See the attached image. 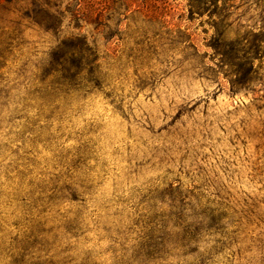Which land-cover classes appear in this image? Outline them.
<instances>
[{
	"label": "rangeland",
	"instance_id": "obj_1",
	"mask_svg": "<svg viewBox=\"0 0 264 264\" xmlns=\"http://www.w3.org/2000/svg\"><path fill=\"white\" fill-rule=\"evenodd\" d=\"M170 2L169 18L188 26L201 51L210 53L205 41L213 29L205 19H185V0ZM25 5L0 0V90L12 91L8 104L0 102V224L7 239L21 235L15 223L25 217L29 182L46 185L76 160L83 201L67 208L81 231L63 239V248L34 249L56 255L55 264H264V109L254 94H233L209 58L197 66L166 54L145 70L114 73L111 87L75 101L62 123L31 132L19 117L21 71L46 59L56 39L31 22ZM110 46L116 52L117 41ZM122 48L126 59L130 45ZM178 180L183 190L220 191L243 216L241 231H152ZM250 209L252 222L244 214ZM2 258L0 264H9Z\"/></svg>",
	"mask_w": 264,
	"mask_h": 264
},
{
	"label": "trees",
	"instance_id": "obj_2",
	"mask_svg": "<svg viewBox=\"0 0 264 264\" xmlns=\"http://www.w3.org/2000/svg\"><path fill=\"white\" fill-rule=\"evenodd\" d=\"M185 1V19H205L202 22L213 29L205 41L210 53L201 51L188 26L169 18L175 7L170 0H26L27 17L56 42L35 69L30 62L24 64L25 93L18 101L19 117L31 132L50 130L55 121L63 122L75 101L111 87L114 73L130 67L145 70L166 54L181 55V63L195 61L197 66L211 59L229 80L233 94L252 92L258 108L264 109V0ZM241 7L244 12L236 14ZM250 11L255 13L244 21ZM115 40L116 52L110 48ZM125 44L130 45L126 59ZM11 92L0 90L2 105L10 102ZM31 111H35L32 118ZM66 167L67 171H57L46 185L29 182L32 190L23 200L25 217L15 223L21 235L8 240L0 224V247L9 250L1 251L0 259L9 264H55L56 255L44 257L34 249L63 248V239L79 235L82 222L67 207L83 201L76 181L80 161L65 162ZM22 174L23 179L29 175ZM182 185L180 180L170 185L168 208L160 219L151 221L159 222L149 227L152 231L223 236L241 231L243 216L220 191L207 194L201 185L187 190ZM244 214L252 222L255 210ZM73 260L64 258V262Z\"/></svg>",
	"mask_w": 264,
	"mask_h": 264
}]
</instances>
